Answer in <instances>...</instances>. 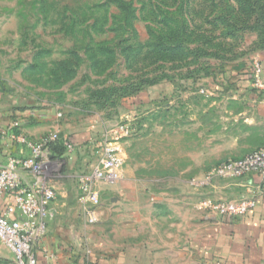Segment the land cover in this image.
Returning <instances> with one entry per match:
<instances>
[{
    "label": "rangeland",
    "instance_id": "rangeland-1",
    "mask_svg": "<svg viewBox=\"0 0 264 264\" xmlns=\"http://www.w3.org/2000/svg\"><path fill=\"white\" fill-rule=\"evenodd\" d=\"M262 60L264 0H0V92L40 122L41 136L57 132L77 145L70 160H50L44 171L57 199L73 202L68 211L86 237L119 229L101 214L89 224L77 189L75 174L98 159L101 133L121 123L133 129L117 145L120 179L95 187L98 211L118 206L126 183L145 188L143 198H181L206 172L171 173L185 165L175 146L185 134L174 123L222 92L208 90L252 87ZM0 264H14L1 244Z\"/></svg>",
    "mask_w": 264,
    "mask_h": 264
},
{
    "label": "crops",
    "instance_id": "crops-1",
    "mask_svg": "<svg viewBox=\"0 0 264 264\" xmlns=\"http://www.w3.org/2000/svg\"><path fill=\"white\" fill-rule=\"evenodd\" d=\"M260 64L264 79V60ZM183 94L193 92L189 89ZM205 95L219 97L200 99L198 110L185 111V118L174 123L185 134L182 144H175L180 149L177 157L185 165L171 173L202 175L224 161L241 159L264 147V91L215 89ZM6 98L0 92V167L9 156L29 155L12 139L13 133L21 132L34 141L43 137L40 122L32 125L26 111ZM15 124L18 128H13ZM23 176L32 182L30 175ZM135 185H122L124 197L118 206L104 211L97 207V222L100 214L103 222L119 220L118 230L106 231L99 239L81 234L83 228L75 225L68 211L73 202L57 196L50 206L47 235L38 248L39 261L44 262L45 251L53 256L49 264H264V189L258 175L221 179L203 191L187 186L181 198L164 194L143 198L145 188ZM134 187L137 193L131 197L128 192ZM251 196L256 207L243 217L213 215L200 206L205 197L230 201Z\"/></svg>",
    "mask_w": 264,
    "mask_h": 264
},
{
    "label": "built area",
    "instance_id": "built-area-1",
    "mask_svg": "<svg viewBox=\"0 0 264 264\" xmlns=\"http://www.w3.org/2000/svg\"><path fill=\"white\" fill-rule=\"evenodd\" d=\"M252 87L264 91L262 67L254 64ZM13 128H18L13 125ZM130 124L121 123L113 129L104 130L96 142L98 159L88 172L75 174L77 189L89 203L88 223L97 222L96 209L99 206V183L113 184L120 179L122 159L118 153V144L131 137ZM12 139L29 152L28 156H9L0 167V244L9 252L14 264H49L52 254L44 252V262L38 258V248L47 235V223L50 206L57 197V191L45 176V168L50 160H57L51 154V145L62 140L65 148L61 159L70 160L78 148L70 138L51 133L39 140H31L21 132L12 134ZM69 169L77 172L76 164L70 163ZM31 176L27 182L23 176ZM249 174L260 178L264 189V147L259 148L241 159L224 161L190 182L195 191H203L218 180L239 179ZM200 206L210 214L230 218L248 215L256 207L255 197L240 200H214L202 198Z\"/></svg>",
    "mask_w": 264,
    "mask_h": 264
},
{
    "label": "trees",
    "instance_id": "trees-1",
    "mask_svg": "<svg viewBox=\"0 0 264 264\" xmlns=\"http://www.w3.org/2000/svg\"><path fill=\"white\" fill-rule=\"evenodd\" d=\"M64 151H65V148L63 147L62 140H59L56 143L51 145V154L56 159L62 157V155L64 154Z\"/></svg>",
    "mask_w": 264,
    "mask_h": 264
}]
</instances>
